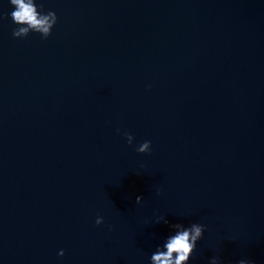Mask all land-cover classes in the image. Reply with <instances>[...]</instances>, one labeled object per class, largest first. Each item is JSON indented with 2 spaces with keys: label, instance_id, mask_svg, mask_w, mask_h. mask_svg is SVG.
I'll return each mask as SVG.
<instances>
[{
  "label": "water",
  "instance_id": "95a60500",
  "mask_svg": "<svg viewBox=\"0 0 264 264\" xmlns=\"http://www.w3.org/2000/svg\"><path fill=\"white\" fill-rule=\"evenodd\" d=\"M35 2L46 40L0 0V264H150L192 223L189 264H264V0Z\"/></svg>",
  "mask_w": 264,
  "mask_h": 264
},
{
  "label": "clouds",
  "instance_id": "9594fccd",
  "mask_svg": "<svg viewBox=\"0 0 264 264\" xmlns=\"http://www.w3.org/2000/svg\"><path fill=\"white\" fill-rule=\"evenodd\" d=\"M11 6L14 11L10 13L12 22L17 25L13 30L12 36L14 38H27L30 33H37L43 39H47L51 35V31L57 23V16L54 12H43V9H39L35 0H10ZM6 16H0V20L7 19ZM129 146L133 144L134 137L127 133H123ZM151 150V141H144L140 144L136 151L139 154H148ZM160 193H158L159 195ZM142 197L136 198V203L140 204ZM103 218L97 217L96 225L103 224ZM163 222L168 224L165 217H159L155 223L159 224ZM174 229L162 246L157 247L156 251L151 255L150 264H189L190 259L197 250V244L203 239L205 227L198 223H192L185 227L182 224L172 225ZM62 257L64 255L63 250L59 252ZM210 264H220L218 257H213ZM238 264H249L247 260H240Z\"/></svg>",
  "mask_w": 264,
  "mask_h": 264
}]
</instances>
